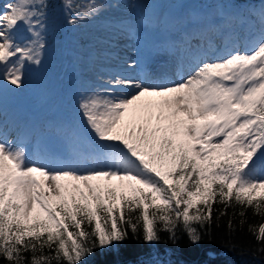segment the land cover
Returning <instances> with one entry per match:
<instances>
[{
    "label": "snow or ice",
    "instance_id": "6c2138e0",
    "mask_svg": "<svg viewBox=\"0 0 264 264\" xmlns=\"http://www.w3.org/2000/svg\"><path fill=\"white\" fill-rule=\"evenodd\" d=\"M47 6L46 0H14L0 13V71L13 85L23 83L26 63L42 62ZM64 6L70 17L75 12L73 25L99 11L94 2L83 15L74 0ZM21 23L31 34L24 46L16 43ZM193 68L178 83L118 75L109 81L116 92L81 100L96 138L97 167L69 160L53 166L39 149L29 161L22 142L0 141V257L24 264L31 252V264H81L95 247L125 240V223L136 232L124 209H141L145 242L160 240L156 222L173 239L180 222L190 242H199L194 224H211L217 197L221 203L234 197L264 214V178L249 167L264 149V38L251 51L211 62L196 58ZM93 222L92 232L83 229ZM257 239L264 241V225ZM45 247L54 256L44 255Z\"/></svg>",
    "mask_w": 264,
    "mask_h": 264
},
{
    "label": "rangeland",
    "instance_id": "374dc122",
    "mask_svg": "<svg viewBox=\"0 0 264 264\" xmlns=\"http://www.w3.org/2000/svg\"><path fill=\"white\" fill-rule=\"evenodd\" d=\"M93 2L99 6V11L83 19L86 20L83 29L79 27L81 21L75 25L69 23L70 18H75V12L70 17L66 8L59 11L53 19L45 18V43L54 34L59 37L54 39L53 46L45 45L40 65L26 63L23 83L13 85L4 79L2 74L4 84L9 88L5 92H0L7 97L4 101L19 111H28L33 119V125L36 124L34 121L36 119L47 120L49 131L44 130L38 140H31L27 144L38 148L40 141L47 143L49 151L56 157L53 161L49 160L53 166L60 161L78 157L82 152L86 157L83 166L97 167L95 134L87 125L79 105L84 97L99 93L93 83L94 76L100 78L102 74H109L114 81L119 74L126 77L125 73L129 66L134 64L138 67L139 59L144 52L140 50L137 53L134 51L130 53L125 44L130 43L132 39L128 36L122 37V33L133 32L143 39L145 34L165 30L168 36L172 33L177 38L180 37V27L186 26L192 30L199 28L195 32H200L201 43L204 34L209 31L207 29L217 27L207 37L212 41L225 34L223 45L217 47L218 51L204 47L199 49V45L194 48L196 55L204 54L209 62L224 56L225 53L254 50L264 38V1L254 9L255 15L258 16L257 21L250 19L247 9L243 11L240 6L228 0H85L82 6L86 7ZM10 3H14V0H8L0 13ZM113 3L122 4L123 10L113 11L111 9ZM168 17L170 19H167ZM146 24L149 25L145 26ZM17 32H25L30 36L24 40H17L16 37V43L26 45L31 39L27 28L21 23L16 36ZM178 46L174 43L168 48L172 54L178 50L181 59L189 46L185 44V50L181 48L175 50ZM224 46H229L230 49L224 51ZM165 51L164 48H159L153 54L154 63L163 62ZM121 62L123 67L120 66ZM152 81L156 80L152 78ZM175 81L165 79L164 82L156 81V84ZM101 83L100 85L107 83V79ZM113 87L114 85H111L112 92H116ZM4 116L6 115L1 114L0 119ZM0 141H3V138ZM7 141L14 142L12 138H8ZM94 158L96 160L92 161ZM31 160L32 157L29 158V161ZM249 167L257 169L255 174L257 179L264 178V149L257 151Z\"/></svg>",
    "mask_w": 264,
    "mask_h": 264
},
{
    "label": "trees",
    "instance_id": "16d2710c",
    "mask_svg": "<svg viewBox=\"0 0 264 264\" xmlns=\"http://www.w3.org/2000/svg\"><path fill=\"white\" fill-rule=\"evenodd\" d=\"M84 0H74L80 5ZM240 5L258 4L261 0H235ZM64 0H46V16H54L59 3ZM199 207L204 208L203 205ZM154 209H149V213ZM196 209L191 210V212ZM205 213L207 209L204 208ZM190 212V214H191ZM243 213V215H241ZM141 209H124L125 221L131 220L137 224L135 233L130 225L124 224L127 229V238L121 242H113L103 248L97 246L91 254L82 259L81 264H264V241L257 239L258 230L264 225V214L255 213L254 207L241 205L233 197L227 203H221L220 198L212 203L211 224L201 227L195 223L202 239L191 243L190 237L178 222L175 228V238L163 225L156 222L160 240L158 242H145L143 221L138 219ZM243 221V223H241ZM231 222V227H230ZM87 232H92V225H82ZM70 230L75 229L70 226ZM93 239H95L93 237ZM44 255L54 256V251L45 247ZM40 255V253H37ZM32 253H25L24 264H31ZM0 264H8L6 259L0 257ZM52 264H58L53 260ZM59 264H67L60 261Z\"/></svg>",
    "mask_w": 264,
    "mask_h": 264
},
{
    "label": "bare ground",
    "instance_id": "6f19581e",
    "mask_svg": "<svg viewBox=\"0 0 264 264\" xmlns=\"http://www.w3.org/2000/svg\"><path fill=\"white\" fill-rule=\"evenodd\" d=\"M123 7L124 6L122 4L113 3V6L111 7V9L113 11H115L117 9L123 10ZM167 19H170V17H168ZM151 20H153V17H151ZM148 25L149 24H146L145 26H148ZM197 29H199V28H197ZM216 29H217V27L210 28V33L214 32ZM170 35L172 36V33H170ZM121 36L122 37L128 36V38L132 39V40H130L131 42L129 41L130 43L125 44V48L130 50L131 51L130 53H133V51L135 53H137L138 51L143 50L144 54L142 55V57H147V59H148V64H147L146 69H145L146 73L147 72L148 73L146 74L145 79L141 78V69L139 66L141 58L139 60L138 67H136L134 64H133L134 66L133 65L129 66L130 67L129 70H127L125 73L126 77H130L134 80L142 81L144 83L156 84L157 82H164L165 79L176 80L175 82L178 83L182 76L184 78H187L189 75L192 74V71H190V69L194 70L193 64L196 60L195 59L196 53H194V48L191 47L188 50V52L184 51L185 54H183L182 58L180 59L179 58L180 55H178V50H177V49H180V47L176 48L175 50H177V52H174L173 54L169 51L167 45H168V41L170 38L166 36V32L165 33L164 32H162V33L152 32L151 34H147L146 36H144L143 39H140L137 35H134L133 32H130L129 34L128 33H122ZM162 43L164 44L163 48L166 50L165 56L162 60L163 62H161V64H159V63L157 64V63H154L153 54H155L158 50V49H155V47L162 44ZM186 43L187 42H185V44ZM205 58L206 57L203 56V57H200L199 59L203 61ZM118 60H119V57H118ZM120 60H122V59L120 58ZM123 60H126V59H123ZM127 60H129V59H127ZM205 60H208V59L206 58ZM120 66L123 67L122 62L120 63ZM119 75H121V74H119ZM152 78H154V80H156L157 82L152 81ZM106 79H107V83L102 84L104 82V80H106ZM109 81H112L109 74H106V75L102 74L100 78L94 76L93 83L97 86L99 93H104L105 91H111L112 92V88H111V85L109 84ZM100 83L102 85H100ZM8 89H9L8 86H5L4 80L0 76V92H5ZM113 90L117 91L115 86L113 87ZM128 91H129V93H131L134 90L128 89ZM0 95H1L0 96V98H1L0 99V114L2 113V111H4V113L12 112L11 118L9 119L10 122H8V123H10L9 131H8V137L13 136L15 134V132L19 131L22 127H30V131H31L30 137H29V135L26 134L27 133L26 131H23L18 136V141H19V138H21V137L26 138L27 136H28V138L31 139L34 137H39L41 135V133L47 128L46 127L47 126L46 120L36 119V120H34L36 122V124L33 125L32 124L33 119L30 117V113L28 111H25V110L18 111L17 109H14L13 106H10L8 103H6L4 101L7 97L4 94H0ZM5 139L6 138L4 137V140ZM18 143L19 142H15V144L13 146H16ZM39 151L41 154H43L49 160L50 159L54 160L56 158L53 155V153L49 152L48 145L46 143H42V147L39 148ZM83 155L84 154L82 152H80L78 157L74 156V157L70 158L69 161L78 164L81 168L88 169L90 167L83 166L84 165L83 160L86 159V157H84ZM91 158L92 157H90V160H91ZM95 160L96 159L94 158L92 161H95ZM96 166H98V164H96Z\"/></svg>",
    "mask_w": 264,
    "mask_h": 264
}]
</instances>
